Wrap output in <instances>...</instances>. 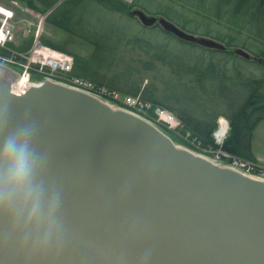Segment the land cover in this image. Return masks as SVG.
Wrapping results in <instances>:
<instances>
[{"label":"water","instance_id":"95a60500","mask_svg":"<svg viewBox=\"0 0 264 264\" xmlns=\"http://www.w3.org/2000/svg\"><path fill=\"white\" fill-rule=\"evenodd\" d=\"M129 14L181 40L226 48L164 16ZM14 79L0 64V140L28 134L48 198L62 196L47 231L0 205V264H264L263 179L88 92L44 80L18 93Z\"/></svg>","mask_w":264,"mask_h":264},{"label":"trees","instance_id":"16d2710c","mask_svg":"<svg viewBox=\"0 0 264 264\" xmlns=\"http://www.w3.org/2000/svg\"><path fill=\"white\" fill-rule=\"evenodd\" d=\"M21 1L44 15L46 27L62 30L94 46L91 60L72 54L73 64L71 69L63 74L65 78H78L87 82L89 81L96 92H102L101 90L103 89L110 94L118 93L134 97L138 102L142 103L143 110L154 117L156 116V108L164 109L177 119L174 134L179 135V139L181 138L180 141L183 145L199 151L215 152L216 155L221 156L225 161L229 160L232 162L233 160H239L248 162L251 165L255 164L256 158L251 152L250 140L253 128L264 118V66H259V70L261 69V71L254 75L249 70L248 73L247 71L244 73L241 68L236 71V75L222 72L221 81H227L229 84L235 86L234 89L238 87V91H228V98L225 101L204 103L197 106H193L194 103L191 101L181 103L176 93L170 95L163 93V96L159 97L155 91L148 87L141 88L137 81H130L123 75L105 77V74L101 73V70L107 69V65L109 66L110 64L107 57H112V50L117 48L119 44L125 46L138 45L145 54L150 55L149 57L158 59L164 65H167L169 75L174 80L186 78L191 82L192 76L198 74L196 81L200 82L205 79L212 81L219 79L218 74H206L203 71H199L197 66L192 64L190 66L180 65L183 62L177 56H174V60L170 61L164 59L160 53H154L155 50H152L150 53L149 48L151 47V43L148 40L140 37H135L134 39V37L125 36V32L122 30L112 31V34H106L102 39H99L97 32L93 30L94 25L88 20L85 21L82 15L83 8L95 2L98 9L102 7V4H105L111 7L112 10L123 12L130 16V9L136 6L141 7L143 10L151 11L153 6L149 5L151 4L150 0H132L130 3H127L125 0H62L60 3H58L60 0ZM164 1H167L169 8H172L170 6H178L181 10L188 9L204 16L208 21L216 22L218 25L225 26L231 30L233 29L237 35H244L253 41L264 43V0ZM153 11L156 14L163 15L180 28L186 30L188 28L194 32H201L206 36L221 41L226 47L224 50L212 49L211 51H218L220 54H227L229 56H239L233 50H230V47L239 46L257 55L256 50L249 49L247 45H244L234 35L209 32L197 27H195L196 29L191 28L190 21L184 19L181 16L182 13L179 11H168L161 7H156V10ZM84 22H86V25H83ZM152 26L160 27L158 24ZM164 32L175 37L166 31ZM177 39L187 42L179 38ZM41 40L45 44L53 46L52 43H49L48 39L42 37ZM31 44L32 38L18 47L17 51L25 53L29 50ZM9 47L11 48V46ZM9 47H0V56L13 57L15 61L23 62L24 58L19 53H13ZM240 58L246 61L244 57ZM152 64L150 60L141 61L142 68L145 69L151 67ZM180 67L181 69H179ZM130 70L131 68L128 69V71ZM182 83L186 82L182 81ZM103 84L104 86H102ZM220 92L224 93V91ZM146 104L150 106L146 108ZM220 105L226 107L227 112L222 114L228 118L230 127L228 135L222 142L216 143L212 136V132L216 128L217 117L214 108H218ZM225 154L228 155L227 158L224 156Z\"/></svg>","mask_w":264,"mask_h":264},{"label":"rangeland","instance_id":"374dc122","mask_svg":"<svg viewBox=\"0 0 264 264\" xmlns=\"http://www.w3.org/2000/svg\"><path fill=\"white\" fill-rule=\"evenodd\" d=\"M61 1L62 0H60L58 3H60ZM125 1L127 3H130L132 0ZM150 1L151 4L149 5L153 6V8H151L152 12L149 10H143L141 7L137 6L134 8L142 9L147 14L156 16H159V14H156L153 11L156 10V7H161L168 11H179L182 13L181 16L184 19L190 21L191 28L197 27L209 32L221 34L228 33L234 35L238 37L244 45H247L249 49L256 50L257 55H254L250 50L248 51V49L240 47L250 54L249 59L244 58L246 59L245 61L240 58L242 56L239 57L236 55L229 56L227 54H220L218 51H211L212 49L200 46L196 43L182 42L177 38L166 34L161 27L144 26L136 16H129L124 14L123 12H117L115 10H112L111 7L106 6L105 4H102V7L98 9L96 7L97 4L95 2H92L91 4L87 5L86 8H83L82 15L85 21L88 20L94 25L93 30L97 32V37H99V39H102V37L106 36V34H112V31L122 30L123 32H125V36L134 37V39L135 37H140L148 40V42L151 43L150 46L153 48H149L150 53L152 50H155L156 52L154 51V53H160L164 59L170 61L174 60V56L180 57V60L183 62L180 63V65H196L199 71H203L206 74H218L219 79L212 81L205 79L198 82L196 81L198 78V74H194L192 76L191 82L186 78L174 80L169 75L168 66L164 65L160 60L149 57L150 55L147 53L145 54V52L141 50L138 45L125 46L123 44H119L117 48L112 50V57H107L108 61H110V64L109 66L107 65V69L104 68V70H101V73H104L105 77L109 78L113 75H123L130 81H137L141 88L148 87L149 89L155 91L159 97H162L163 93L166 95L176 93L179 96L181 103L184 101H191L194 103L193 106H197L204 103L225 101L228 98V91H238V87L234 89L235 86L229 84L227 81H221V76L223 74L222 72L236 75V71L241 68L244 73L246 71L248 73L249 70L250 72H252V75H254L258 74L261 71V69L259 70V66L263 67L264 65L256 61L257 59L264 61V43L253 41L244 35H237L235 34V31L233 29L231 30L225 26L218 25L216 22L208 21L204 16L192 12L188 9L181 10L178 6H170L172 8H169L167 1ZM0 3L5 7L8 6L12 8L14 12L13 17L11 18V23L13 24L16 32L14 33V41L9 44V46H11V48H9L11 49V51H13V53H19L17 51L18 47L28 41V39L32 38V44L34 42V39H38L39 44L46 47H41L40 50L45 51V53L43 54L51 58H57L62 55H67L72 58V64V54H76L84 59H92L91 54L94 50V46L91 43L74 37L62 30L54 29L52 27H46L44 24V15H42L41 12L36 11L34 8L28 6L25 2L21 0H0ZM83 25H86V22H84ZM186 31L194 35L206 36L201 32H194L188 28ZM42 37L48 39L49 43H52L53 46L45 44L41 40ZM32 44L29 50L33 46ZM233 48L235 47H230V50H233ZM30 52L31 50L24 53L25 56L29 57L30 55V57L28 59L24 57L23 62H27L29 60L30 65H41L39 59H41L42 57L41 54H39L38 50L35 49L32 55L30 54ZM147 60H150L151 64L153 63L152 66L147 69L142 68L141 61ZM239 60L244 63H240ZM19 62H17L18 64H16L12 61L0 60V64L9 68L11 71H14L17 74V80L14 79V82H12V84L17 83L19 86V84L27 83V81L38 84L39 82L46 79V77L42 76V74L37 71V69H31L28 67L27 71L24 72V66L19 65ZM44 67L49 66L44 65ZM129 68H131L130 71H128ZM179 69H181V67ZM55 80L56 82L61 83V80H59L58 78L53 79L52 81ZM182 81H185L186 83H182ZM84 82L88 83L89 81L87 82L86 80H84ZM102 86H104V84ZM101 91L102 93L100 94V96H95L110 104L111 106L124 110H135V112H140L137 109H134V101L126 98L124 95L115 94L112 97H109L111 95H107V91L105 92L103 89ZM220 91H224V93ZM123 102H125L126 104H123ZM214 110L217 114V117L216 128L212 132V136L216 143H221L222 141L218 142L217 140L219 121L223 120L226 122L227 132L224 136L225 138L229 132V120L222 114L224 112H227L226 107L220 105L218 106V108H214ZM146 115L148 118H150L148 114ZM153 118L156 119L154 120L155 123L153 124H155L161 130H163V132L169 135L175 143L182 145L195 153L206 156L214 162L227 165V163L221 158V156L216 155L215 152L213 153L199 151L195 148L193 149L183 145V143H181L180 141L181 138L179 139V135H177L176 133L174 134L175 120L170 118L168 114L159 113L158 111L156 116H153ZM250 149L253 156L256 158L255 160L257 164L260 167V169L259 167L258 169L264 170V118L260 122H258L252 130ZM232 168L239 170L241 169L235 166ZM255 169L256 168H254V171Z\"/></svg>","mask_w":264,"mask_h":264},{"label":"clouds","instance_id":"9594fccd","mask_svg":"<svg viewBox=\"0 0 264 264\" xmlns=\"http://www.w3.org/2000/svg\"><path fill=\"white\" fill-rule=\"evenodd\" d=\"M40 158L24 132L10 133L0 140V205L11 207L24 222L47 231L55 224L62 190L54 200L48 198L38 179Z\"/></svg>","mask_w":264,"mask_h":264},{"label":"built area","instance_id":"2783aa9c","mask_svg":"<svg viewBox=\"0 0 264 264\" xmlns=\"http://www.w3.org/2000/svg\"><path fill=\"white\" fill-rule=\"evenodd\" d=\"M13 14H14V12H13L12 8H10L8 6L5 7L3 4L0 3V47H4V48H6L7 46L9 47V44L14 41V33L16 31L14 29L13 24L11 23V18L13 17ZM36 36H37V34H36ZM32 45L33 46L30 49L31 50L30 54L32 55V53H33V51L35 49H37L39 54H41L42 58L39 59V62H40L41 65H39V66L38 65H30L29 64V60L27 62L15 61L13 59V57L12 58H7V57L0 56V60L12 61V62H14L16 64H18L17 62H19L20 63L19 65L24 66V72L27 71L28 67L31 68V69H37V71H39L42 74V76L46 77L45 80H53V79L58 78L59 80H61V83L64 84V85H67V86H70V87H73V88L88 92V93H90V94H92L94 96L95 95L100 96V94L102 92H96L93 89V86L89 82L86 83V82H84V80L78 79V78L68 79V78H65L63 76V74L68 72L71 69V67H72L71 66L72 65V58L70 56L62 55V56L57 57V58H51V57H49L47 55H44L43 53H45V51L40 50V48L41 47L42 48H46V47L41 45V44H39V40L38 39L37 40L34 39V42H33ZM30 50H28V51H30ZM19 55L22 56L23 58L26 57L27 59L30 57V55H29V57L25 56L24 53H19ZM43 64L49 66L50 68L49 67H44ZM27 83H32V82L27 81ZM29 86L30 85H27L26 88L29 87ZM115 94L117 95L118 93H113V94L107 93V95H111L109 97H112ZM125 97L128 98V99L133 100L134 104H135L134 105V109H137L141 113L140 112H135V110H128V111H130V112H132V113H134V114L146 119L147 121H149L151 123H155L154 120H156V119H154L152 115H150L149 113H147L146 111L143 110L142 103L138 102V100L136 98H134V97H131V96H125ZM124 103L125 102H123V104ZM149 106H150L149 104H146V108H148ZM158 111H159V113L168 114L170 116V118L175 120L174 121L175 122L174 123L175 127L177 126V119L170 112H168V111H166L164 109L156 108L155 109V114H157ZM146 114H148L150 116V118H148ZM224 156L226 158L228 157V155H226V154ZM225 162L230 167H234L235 166V167L241 168L240 170L239 169H237V170H239L241 172L245 171L243 173H245L247 175H250L252 177L259 178V179H264V170L263 169L259 170L260 167L257 164V162H255L254 165H251L248 162H243V161H239V160H233L232 162L229 161V160H226ZM258 167H259V169H258ZM254 168H256L255 171H254Z\"/></svg>","mask_w":264,"mask_h":264},{"label":"bare ground","instance_id":"6f19581e","mask_svg":"<svg viewBox=\"0 0 264 264\" xmlns=\"http://www.w3.org/2000/svg\"><path fill=\"white\" fill-rule=\"evenodd\" d=\"M33 84H35V83H22V84H19V86H20L19 87L17 83H14V84H12V89L15 92H18V93L20 92L21 93V92L24 91V89L26 88L27 85H33ZM226 132H227L226 122L223 121V120H220L219 121V127H218V130H217V140H218V142H221L223 140Z\"/></svg>","mask_w":264,"mask_h":264},{"label":"flooded vegetation","instance_id":"af4514ba","mask_svg":"<svg viewBox=\"0 0 264 264\" xmlns=\"http://www.w3.org/2000/svg\"><path fill=\"white\" fill-rule=\"evenodd\" d=\"M256 62L261 63L263 65V63L262 62H259L258 60Z\"/></svg>","mask_w":264,"mask_h":264}]
</instances>
